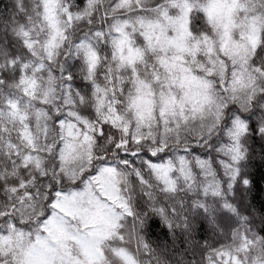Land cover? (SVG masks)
<instances>
[{
    "label": "snow or ice",
    "instance_id": "obj_1",
    "mask_svg": "<svg viewBox=\"0 0 264 264\" xmlns=\"http://www.w3.org/2000/svg\"><path fill=\"white\" fill-rule=\"evenodd\" d=\"M0 5V264H264V0Z\"/></svg>",
    "mask_w": 264,
    "mask_h": 264
},
{
    "label": "trees",
    "instance_id": "obj_2",
    "mask_svg": "<svg viewBox=\"0 0 264 264\" xmlns=\"http://www.w3.org/2000/svg\"><path fill=\"white\" fill-rule=\"evenodd\" d=\"M0 9H5L6 10V5H0Z\"/></svg>",
    "mask_w": 264,
    "mask_h": 264
}]
</instances>
